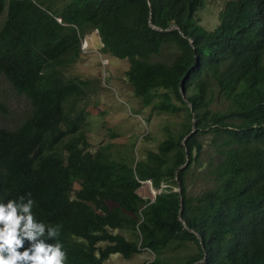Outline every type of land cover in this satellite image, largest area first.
Instances as JSON below:
<instances>
[{
  "label": "trees",
  "instance_id": "1",
  "mask_svg": "<svg viewBox=\"0 0 264 264\" xmlns=\"http://www.w3.org/2000/svg\"><path fill=\"white\" fill-rule=\"evenodd\" d=\"M205 2L0 0V77L32 105L0 127V202L33 199L37 221L60 225L67 264L144 251L155 258L143 264H264V0H229L211 30L197 19ZM95 30L144 107L186 114L141 159L93 151L83 131L97 83L69 71ZM167 46L173 60H155ZM196 168L213 183L199 194ZM145 181L154 200L138 193Z\"/></svg>",
  "mask_w": 264,
  "mask_h": 264
},
{
  "label": "rangeland",
  "instance_id": "2",
  "mask_svg": "<svg viewBox=\"0 0 264 264\" xmlns=\"http://www.w3.org/2000/svg\"><path fill=\"white\" fill-rule=\"evenodd\" d=\"M228 1L206 0L205 5L197 12V19L205 28L214 29L219 23V13ZM102 47L98 31L85 35L81 43L80 61L69 71L72 76L97 83V88L92 86L91 97L88 99L87 96L86 99L88 118L83 131L87 134L93 151L103 144H112L117 153L141 159L148 150L157 149L159 143L167 137V129L177 133L187 120L186 114L171 115L144 107L140 99L135 97L127 80L128 61L103 54ZM177 53L174 46H167L161 57L154 59L169 63ZM31 109L30 100L19 94L4 77H0V127H18ZM147 136L151 140H146ZM203 159L209 164V155H205ZM212 184L210 176L203 169L196 168L189 178V190L193 194L201 193ZM159 191L146 182L138 193L144 198L154 199V193ZM128 237L132 239L135 236L128 233ZM153 259V254L144 251L132 259L113 255L107 264H143Z\"/></svg>",
  "mask_w": 264,
  "mask_h": 264
},
{
  "label": "clouds",
  "instance_id": "3",
  "mask_svg": "<svg viewBox=\"0 0 264 264\" xmlns=\"http://www.w3.org/2000/svg\"><path fill=\"white\" fill-rule=\"evenodd\" d=\"M146 182L152 184L151 181L143 183ZM27 195L31 196L30 193ZM34 204L33 199L25 200V196L0 202V264H67L68 253L56 240L60 225L37 221L32 211ZM45 234L56 242L47 243L41 239Z\"/></svg>",
  "mask_w": 264,
  "mask_h": 264
},
{
  "label": "water",
  "instance_id": "4",
  "mask_svg": "<svg viewBox=\"0 0 264 264\" xmlns=\"http://www.w3.org/2000/svg\"><path fill=\"white\" fill-rule=\"evenodd\" d=\"M173 27H176V28H179L178 26H176V25H173L172 27H170V28H173ZM170 28L169 29H167V30H170ZM183 98H184V100H186V97L183 95ZM187 101V100H186ZM189 105H190V103H188ZM190 108H191V111H192V113H194L193 112V108H192V106L190 105ZM194 132V131H193ZM184 166V165H183ZM182 166V167H183ZM177 174H178V172H177ZM177 179H178V177H177ZM177 190L179 191V193H180V201H181V205H182V199H181V195H182V187H181V184L178 182V188H177ZM160 192V191H159ZM156 196H157V194L155 193V198H156ZM185 227L186 228H188V226L185 224ZM199 238H200V236H199Z\"/></svg>",
  "mask_w": 264,
  "mask_h": 264
},
{
  "label": "bare ground",
  "instance_id": "5",
  "mask_svg": "<svg viewBox=\"0 0 264 264\" xmlns=\"http://www.w3.org/2000/svg\"><path fill=\"white\" fill-rule=\"evenodd\" d=\"M96 36V35H95ZM93 37V36H92ZM92 40V39H91ZM98 44V43H97ZM94 46V45H93ZM94 49V48H93ZM155 194V193H154Z\"/></svg>",
  "mask_w": 264,
  "mask_h": 264
}]
</instances>
